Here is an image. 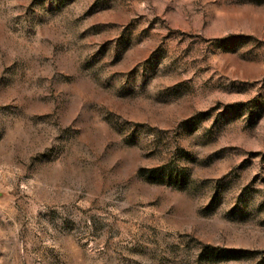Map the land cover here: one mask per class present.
<instances>
[{
  "label": "rangeland",
  "instance_id": "obj_1",
  "mask_svg": "<svg viewBox=\"0 0 264 264\" xmlns=\"http://www.w3.org/2000/svg\"><path fill=\"white\" fill-rule=\"evenodd\" d=\"M0 264H264V0H0Z\"/></svg>",
  "mask_w": 264,
  "mask_h": 264
}]
</instances>
